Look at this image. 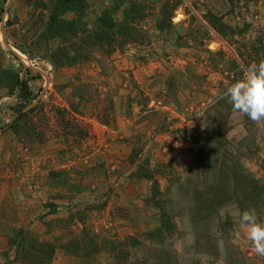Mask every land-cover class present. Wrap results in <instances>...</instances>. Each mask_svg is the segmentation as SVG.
<instances>
[{
  "label": "rangeland",
  "instance_id": "374dc122",
  "mask_svg": "<svg viewBox=\"0 0 264 264\" xmlns=\"http://www.w3.org/2000/svg\"><path fill=\"white\" fill-rule=\"evenodd\" d=\"M36 1L8 0L0 24L2 66L41 76L30 81L35 100L25 112L38 110L19 134L9 126L21 102L0 90V264L15 257L9 240L20 229L58 244L87 238L92 258L59 250L53 264H114L107 249L97 253L103 240L123 245L136 264H264L238 223L234 172L223 170L232 164L243 186L253 179L264 204V120L233 111L225 96L249 64L264 61V0H141L139 41L112 54L96 47L61 69L39 41L46 13ZM88 3L90 29L105 4ZM164 5L174 9L173 26L160 32ZM211 15L240 33L222 38ZM252 46L261 60L249 56ZM147 159L176 227L164 243L149 236L159 226L144 201L153 183L131 177ZM54 172L68 173L77 193L51 186ZM78 211L83 219H72Z\"/></svg>",
  "mask_w": 264,
  "mask_h": 264
},
{
  "label": "trees",
  "instance_id": "16d2710c",
  "mask_svg": "<svg viewBox=\"0 0 264 264\" xmlns=\"http://www.w3.org/2000/svg\"><path fill=\"white\" fill-rule=\"evenodd\" d=\"M7 1L0 0V24L3 22V14ZM101 1L105 6L98 13L90 29L87 22V13L89 11L88 0H55L49 3L38 0L35 2L36 8L46 13L39 41L45 42L48 52L47 56L54 68L61 69L83 64L85 62L84 56L96 47L101 48L107 54H112L117 48H122L128 43H135L142 37L140 29L134 24L135 22L142 21L143 18L142 15L144 13L142 10L144 7L140 2L141 0ZM229 1L233 2L234 0ZM173 10L169 5H164L161 18L158 17L156 21L157 29L160 32L172 28L171 17L173 16ZM120 13L122 15L121 21L116 19L117 14ZM8 14L7 28L15 25L11 12ZM207 20V24L211 30L222 38L234 37L240 33L224 24L220 17L211 15ZM240 36L242 35L240 34ZM55 44H59V46L54 48ZM260 51V49L252 46L249 50V56L251 53L256 52L257 59L261 60ZM0 52H3L1 44ZM19 65L22 71H26L28 75L31 73L28 69H24L22 64ZM40 77V75H37L32 77V79H26L25 77H21L20 70L4 68L0 63V90H5L10 96H16L21 102L16 109V116L9 126L16 134H19L22 130L21 122L26 121V119L28 120L31 114L38 110V106H35L25 112L26 108L32 105L35 100V96L29 85L30 81L35 78L40 79ZM29 136L31 135L29 134ZM147 164H150L148 159L144 160L142 165L136 168L131 177L133 179H145L153 183L151 196L145 198L144 201L148 207L153 208L159 213V226L149 236L153 241L164 243L173 236L176 227L172 224L171 213L167 210V199L164 198L158 186L155 174L147 169ZM226 168L234 172L233 189L228 188L232 192L231 199L237 201L240 212L254 209L258 221H260L261 206L264 205L262 190L254 185L255 182L251 178H249V181L252 184L250 183L248 186H243L242 182L239 183L236 170L232 164H225L223 166L224 173L228 171H226ZM50 176L53 179L51 186L66 189L68 193H77L75 191L77 186L70 181L68 173L54 172ZM225 176L228 179L229 176L227 174ZM219 189L214 188L212 192L216 194ZM222 193L226 194V189H223ZM47 207L52 208L54 213L58 209L55 204H50ZM84 216L85 213L82 214L78 211L76 214H72V219H83ZM59 222L61 221L56 220L49 223V225L47 224V226H51L54 223L57 225ZM132 241L134 242L133 239ZM9 245L15 248V257L12 260L8 258L7 264H53L59 250L65 255H74L79 258L90 259L93 256L89 250L86 237L81 239L75 237L58 244L36 238L35 236H31L30 232L20 229L16 233V237L9 240ZM96 249L97 253H101L104 249H107L114 259V264H136L132 263L124 246L121 245L120 247L116 242L103 240L101 246H97Z\"/></svg>",
  "mask_w": 264,
  "mask_h": 264
},
{
  "label": "clouds",
  "instance_id": "9594fccd",
  "mask_svg": "<svg viewBox=\"0 0 264 264\" xmlns=\"http://www.w3.org/2000/svg\"><path fill=\"white\" fill-rule=\"evenodd\" d=\"M225 96L233 111L253 121L264 120V61L249 64L242 78L227 88ZM237 217L239 225L246 229L244 240L256 255L264 257V223L258 221L254 209L238 212Z\"/></svg>",
  "mask_w": 264,
  "mask_h": 264
},
{
  "label": "crops",
  "instance_id": "0c3cea01",
  "mask_svg": "<svg viewBox=\"0 0 264 264\" xmlns=\"http://www.w3.org/2000/svg\"><path fill=\"white\" fill-rule=\"evenodd\" d=\"M112 122V121H111ZM112 124V123H111ZM106 127V126H105ZM109 127V126H108ZM68 195V194H67ZM68 198V197H67ZM26 208L25 207H23L22 208V217H23V219H25V218H27V215H26V212L24 211ZM24 215H26V216H24ZM28 221V220H27Z\"/></svg>",
  "mask_w": 264,
  "mask_h": 264
}]
</instances>
